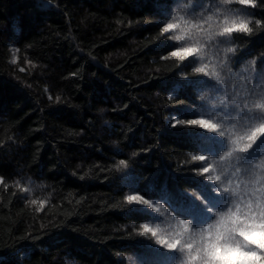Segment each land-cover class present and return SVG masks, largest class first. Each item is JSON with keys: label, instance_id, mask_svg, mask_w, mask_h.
Listing matches in <instances>:
<instances>
[{"label": "trees", "instance_id": "trees-1", "mask_svg": "<svg viewBox=\"0 0 264 264\" xmlns=\"http://www.w3.org/2000/svg\"><path fill=\"white\" fill-rule=\"evenodd\" d=\"M261 71L264 0H0V264H203L218 213L259 231Z\"/></svg>", "mask_w": 264, "mask_h": 264}, {"label": "snow or ice", "instance_id": "snow-or-ice-1", "mask_svg": "<svg viewBox=\"0 0 264 264\" xmlns=\"http://www.w3.org/2000/svg\"><path fill=\"white\" fill-rule=\"evenodd\" d=\"M240 4L242 5H246V4H251L253 3V0H239ZM257 24H260L261 21L257 20L256 21ZM173 27L172 24H168L164 31L167 32L168 29H171ZM233 31H247V32H251L252 29L248 28L246 24H241L239 25L237 28H233V27H225L223 29V33L222 35H227L232 33ZM185 51L189 52L191 54L192 50L191 49H186ZM228 52H232L233 49L229 48L227 49ZM177 52H173L172 55H177ZM195 71L197 73H203L204 69L203 68H196ZM212 75H216L215 72L212 73ZM220 77H217V79H219ZM248 106H245V108H247ZM257 108L260 107H264L262 105H256ZM206 122V125L203 126L204 128L216 131L217 129V125L216 124H209L207 121L205 120H189L187 121V125L191 126V125H204ZM179 125H183L182 121H177L175 125H173V127H177ZM262 128H264V125L261 126ZM250 140L252 141V143H249L248 145L245 146L244 149H242L241 151L246 152L248 149H250L258 140V138L256 137V135H252L250 137ZM194 159H200V160H204L205 157L204 156H199V157H194ZM127 166V162L124 160H121L119 162L118 167ZM209 167H205L203 168V172L204 173H208L209 172ZM207 169V170H206ZM209 177H213L211 175H208L207 180L208 181H212L213 179H209ZM217 180V179H216ZM185 195L187 196L188 194L185 193ZM202 195V194H201ZM192 200H196L195 197H189ZM126 200L129 202H137L139 204L142 205H148L149 204V200H147L143 195H128L126 197ZM33 204L36 203V201H32ZM145 228H147V225H144ZM242 231H244V229H237L235 226H232L231 228L227 227L225 229V231L223 232V234L221 235L219 241L217 242V247L219 249H221L222 251H226V250H231V253L228 255L223 256V258H220L216 255L212 254V249L209 247V243L206 245V247L202 250L204 253L203 256V264H228V262H230V264H264V255H261L262 252H264V243H258V242H254L253 239H245L243 235H240V233H242ZM238 233L239 237H242L245 244L249 245V246H253L255 249L258 250H248L245 251L243 250L239 245L232 247L230 246L229 242L236 239V234ZM179 244V241H175L171 244H168V248L169 249H176L177 246ZM201 251V250H200ZM199 251V252H200ZM196 256L195 259L196 260Z\"/></svg>", "mask_w": 264, "mask_h": 264}, {"label": "clouds", "instance_id": "clouds-1", "mask_svg": "<svg viewBox=\"0 0 264 264\" xmlns=\"http://www.w3.org/2000/svg\"><path fill=\"white\" fill-rule=\"evenodd\" d=\"M214 177H209V179H213ZM215 179H219V177H215ZM218 219L214 223H209L207 228L204 231L208 232L209 236L212 237V240L209 242V247L212 249V254L216 255L220 258H223L224 255L219 254V248L217 247V242L219 241L221 235L227 228L229 221L235 223L236 214L232 212L231 209L228 212H220L217 214ZM214 230V231H213ZM246 238L253 239L254 242L264 243V224L259 226V231L256 228H253L249 232H243ZM188 248H192V244L187 245ZM197 252L200 251L199 248L196 249ZM231 253V250H226L225 255ZM190 260H194L195 256H190Z\"/></svg>", "mask_w": 264, "mask_h": 264}, {"label": "rangeland", "instance_id": "rangeland-1", "mask_svg": "<svg viewBox=\"0 0 264 264\" xmlns=\"http://www.w3.org/2000/svg\"><path fill=\"white\" fill-rule=\"evenodd\" d=\"M11 59H12V60L15 59L14 55L12 56ZM262 74H264V71H261L260 75H257V76H256V77L258 78L259 81H260V76H261L262 79L264 80V75H262ZM19 181H20V180H19ZM21 182H23V184L27 187V188H25V190L23 191L24 193H28V192L31 191V189H32L33 187H38V186H39V184H32V182H30L29 180H22ZM32 190H33V189H32Z\"/></svg>", "mask_w": 264, "mask_h": 264}]
</instances>
